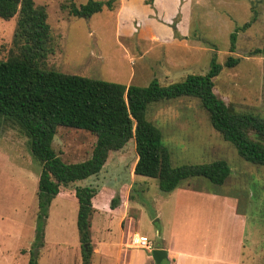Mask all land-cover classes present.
Here are the masks:
<instances>
[{"label":"rangeland","instance_id":"obj_1","mask_svg":"<svg viewBox=\"0 0 264 264\" xmlns=\"http://www.w3.org/2000/svg\"><path fill=\"white\" fill-rule=\"evenodd\" d=\"M34 1L46 7L51 27L53 51L42 62L45 68L125 84L146 85L154 77L169 84L204 73L214 57L222 64L229 56L239 57L236 66L224 67L216 77L214 91L240 110L264 113V51L253 54L264 48V0H154L152 5L147 0H119L114 10L104 8L89 18L70 15L63 7L87 0ZM17 19L0 17V59L18 53ZM174 20L183 38L174 37ZM247 22L251 25L238 31L231 50V33ZM147 114L161 128L174 166L221 158L229 163L231 175L223 185L193 177L164 192L158 179L134 173L138 154L130 139L110 153L102 172L91 179L100 185L93 200L91 264H145L148 256L147 264H155L152 250L135 243L139 235L147 236L154 247L172 244L178 250L188 247L208 254L215 248L222 255L226 249L228 256L241 255V264H264V166L238 154L212 126L197 97L153 103ZM96 139L90 131L60 126L53 146L64 161L79 162L91 157ZM41 168L26 133L13 121L3 122L0 264H28L35 251L39 264H82L73 185L62 187L52 200L43 244L35 243ZM186 186L222 191L209 189L200 195L184 190ZM116 196L119 204L112 208ZM123 196L125 206L117 208ZM233 199L246 213L245 234L232 208H227L235 205Z\"/></svg>","mask_w":264,"mask_h":264},{"label":"trees","instance_id":"obj_2","mask_svg":"<svg viewBox=\"0 0 264 264\" xmlns=\"http://www.w3.org/2000/svg\"><path fill=\"white\" fill-rule=\"evenodd\" d=\"M118 1H72L63 7L70 15L89 18L104 8L114 10ZM146 3L152 5L154 0ZM16 15L14 44L18 53L0 59V125L8 121L17 123L42 166L37 189L40 222L36 245L43 244L44 219L52 200L62 186L73 185L79 203L77 227L83 246L82 264H91V218L95 210L92 199L100 185L94 181L83 185L81 181L99 175L110 153L121 150L132 138L138 154L134 173L158 179L164 192L175 190L193 177L205 178L215 185L225 184L232 171L225 159L173 165L161 128L147 114L153 103L186 96L199 98L212 126L234 145L238 154L264 166V113L240 110L214 91L215 79L223 68L236 66L241 58L229 56L222 64L214 57L204 73H191L169 84L157 77L146 85H137L64 73L42 66L53 51L46 7L37 6L34 0H0L1 18L8 20ZM250 25L247 22L231 33V50L235 48L238 31ZM171 28L174 37L183 38L176 20ZM263 51L264 48H256L253 54ZM60 126L94 133L97 139L91 157L79 162L64 161L53 146ZM118 197L112 200V208L119 204ZM85 244H89L87 250ZM28 264H39L34 252Z\"/></svg>","mask_w":264,"mask_h":264},{"label":"crops","instance_id":"obj_3","mask_svg":"<svg viewBox=\"0 0 264 264\" xmlns=\"http://www.w3.org/2000/svg\"><path fill=\"white\" fill-rule=\"evenodd\" d=\"M134 167H135V165H134ZM133 171H134V169H133ZM91 179H93V178L91 177V178L85 180L84 183L85 184L92 183L93 180H91ZM62 187H65V186H62ZM62 187H61L60 192H62V189H63ZM184 188H185L184 190H187V191L189 190V192H191V193H199L200 195L203 194L201 191H208L209 189H210V191H213V192L222 191V190L215 188V187H205V186H197V187L186 186ZM226 194H230V193H226ZM71 195L73 198L74 197L76 198L75 189L72 191ZM231 196H232V194H231ZM93 200H94V197H93L92 201ZM237 200L239 201L238 198H237ZM237 200H234L235 205L232 203V206L228 205L230 202V200H228L227 208H229V207L232 208V215L235 216L238 221H240L241 224H239V225H240L241 229L246 230V226H247L246 213L239 208V203L237 205ZM125 203H126V198H124V196H123L122 202L119 205L121 207H117V208H122L123 204L125 206ZM93 206H94V202H93ZM94 208H95V206H94ZM199 211H200V209H197L195 212L198 213ZM95 214H96V208L93 212V215L91 218V223H92V219H93ZM245 230H244V234H245ZM216 234H218V231L216 232ZM244 242H245L244 239L241 240V242H240V245L242 247H244ZM152 245H153V243H152ZM185 245L187 246V244H185ZM155 248H162V249L167 250V252H168V259L165 260L162 264H184L185 262H191L190 264H241V262H242V256L241 255L237 256L235 254V256H232V255L228 256L226 249L222 255L221 253H219L220 251H217L215 248L213 249L214 252H212V253L210 252V254L207 253L208 250L207 251L204 250V252L203 251L198 252V251H195L197 249L193 250V249H189L188 247H187V249L178 250V249L174 248L172 244H164V245H161L158 247H154V245H153V249H155ZM242 255H243V252H242ZM149 257L150 256H148L146 258L145 264L148 263V260L150 259ZM187 264H189V263H187Z\"/></svg>","mask_w":264,"mask_h":264},{"label":"water","instance_id":"obj_4","mask_svg":"<svg viewBox=\"0 0 264 264\" xmlns=\"http://www.w3.org/2000/svg\"><path fill=\"white\" fill-rule=\"evenodd\" d=\"M89 244H85V249L87 250ZM35 256H36V251H35ZM153 260L155 261L156 264H162L165 260L168 259V252L165 249L162 248H155L152 249V254H151Z\"/></svg>","mask_w":264,"mask_h":264},{"label":"built area","instance_id":"obj_5","mask_svg":"<svg viewBox=\"0 0 264 264\" xmlns=\"http://www.w3.org/2000/svg\"><path fill=\"white\" fill-rule=\"evenodd\" d=\"M134 241L135 243H137L139 248H146L149 250L153 249L152 242L149 241V239L145 235H139Z\"/></svg>","mask_w":264,"mask_h":264}]
</instances>
